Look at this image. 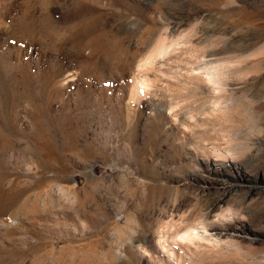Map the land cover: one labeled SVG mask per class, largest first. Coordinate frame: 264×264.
I'll list each match as a JSON object with an SVG mask.
<instances>
[{
  "label": "rangeland",
  "instance_id": "obj_1",
  "mask_svg": "<svg viewBox=\"0 0 264 264\" xmlns=\"http://www.w3.org/2000/svg\"><path fill=\"white\" fill-rule=\"evenodd\" d=\"M159 45L166 52L140 67ZM262 45L264 0H0V264H264V175L241 182L263 195L227 205L245 239L189 249L169 238L185 225L165 231L159 212L176 197L191 201L182 211L193 220L219 194L212 183L198 194L193 142L199 157L215 141L252 142L258 160L245 164L264 169V70L252 59L236 70L228 81L258 91L240 90L241 102L201 126L153 103L212 48L229 58ZM141 74L158 82L135 101ZM200 96L184 111H200ZM161 230L174 254L158 244ZM144 234L155 240L148 251L131 243Z\"/></svg>",
  "mask_w": 264,
  "mask_h": 264
},
{
  "label": "bare ground",
  "instance_id": "obj_2",
  "mask_svg": "<svg viewBox=\"0 0 264 264\" xmlns=\"http://www.w3.org/2000/svg\"><path fill=\"white\" fill-rule=\"evenodd\" d=\"M236 50H239V53L234 57L222 58L219 56L222 52H217L218 47L212 48L211 51L201 56L200 60L198 59L199 62L194 67L196 68V70L194 69L192 73L181 76L180 78H168L165 81L167 87H169V90L172 93L174 92L173 94L171 93V98L165 101H153V103L155 105H158L159 107L161 106L163 108L170 109V113H172L173 116L178 115L180 117H186L185 120L188 126H201L203 124H206L208 121L206 115L210 116V114H215V117H217V113L221 110L228 109L230 106L241 102L242 99L237 96V93H239L240 90L243 92L245 90L246 93V90H251L252 92H254L258 91L259 88H252L251 82L248 81H244V83L242 82L241 84L237 85L228 81V79L233 76L232 74L236 70L240 71L244 68L246 69V67H249L248 63H250V59H252L253 65L255 64V66L258 68L261 67L259 69L260 71L261 69L264 70V45L255 49V51L252 50V53H249V46L236 47ZM165 52L166 49L164 48V46L162 47L161 45H159L156 48L154 54L151 55L144 64L141 63L140 67L145 66L149 63H154L156 57L162 55ZM252 63L250 64L252 65ZM256 67L253 68V71L254 69L255 71L257 70ZM250 72L251 71L249 70L246 73ZM246 75L244 76L246 77ZM255 75L256 74H248L247 79L249 80V78H253L255 77ZM256 79L257 77H255L253 80ZM261 80L262 87L264 84V71L261 76ZM157 82V79H153L147 74H141L137 78V81H135L134 83L132 93L134 96V100L138 101L139 98L137 97V94L143 91L146 93L147 89H150V87L153 86V83L155 85V83L157 84ZM179 94L180 96H178ZM196 95H201L202 98L205 99L202 100L204 102L203 108L198 112H195L192 109L185 112L184 110L188 109V106L191 103L190 101H192L191 98L193 96L195 97ZM261 120H264V118H262ZM180 123L184 124V121H181ZM222 129L224 131V128ZM214 130L216 131L217 128H214ZM196 132L204 133V137H206L207 139H211V137H207L208 135H205V133H208L207 130H200ZM210 135L212 136V138L216 137L212 134ZM213 140L215 141L216 138ZM215 142L213 143L212 141V149L208 148V150H210V152H208H212L214 154L212 156H196L195 149L198 148V142L197 144L193 142V146L189 148V154H192L191 156L193 158V162L196 165V169L193 170L194 174L199 180L203 182L204 185L197 187V190L199 191L198 194H205V192L209 191L208 186L210 183L216 185V193H219L218 195L216 194V196H213L211 200H209V204L205 205L206 209L204 213L202 214L201 212L200 217L192 220L190 210L182 211L184 207H187L191 204V201L186 200L188 202L187 204L179 203L177 200H175L176 197H173L174 200L172 198H162L159 204L162 210H164L163 212L159 211L160 215L164 216L165 218H169L168 221H166V225L163 230H165V228H176V230H178L180 227L177 229V226L185 225V228L183 230L180 229V231H174L173 233H176L172 236L169 235V238H172L174 241L175 239H178L177 242L182 244L185 243V245L187 244L186 247H189L188 245L194 246L196 242L200 243L204 241L216 243L220 246L226 240H231V238H247L245 235L241 234L244 233L245 230L244 224L242 223L243 219L239 217L240 213L237 211H232V207H228L227 205L235 196L240 195V193H243L245 199L253 196L263 195V191H261L260 189L258 190L256 186L246 187L244 185H241L242 180L244 182L248 181L249 178H252L253 174L264 175V169L257 165L258 163H252V165H254V169L256 170L247 167V165L245 164L248 159H254L255 161L258 160L256 159V156L252 154V149L255 147L254 143H244L235 140L230 142L226 149H221V145L219 144L220 142ZM201 145L203 144L201 143ZM198 146H200V144ZM225 182L232 183V186L226 187ZM158 210L159 209H157V211ZM229 215H231L232 218L229 217ZM200 225V228L197 227ZM165 231H162V233L160 232L161 235L159 237L158 244L161 246L163 252L167 251L170 252V254H174V251H169L170 239L167 238V233L170 232L169 230L167 233ZM135 242H137L140 247L145 248L146 250V247H144V245H148L149 243L153 244L155 240H153V238H150V236H148L147 234H144L140 235L138 240H131V243ZM171 247L173 248V246ZM196 249L199 248L197 247Z\"/></svg>",
  "mask_w": 264,
  "mask_h": 264
}]
</instances>
